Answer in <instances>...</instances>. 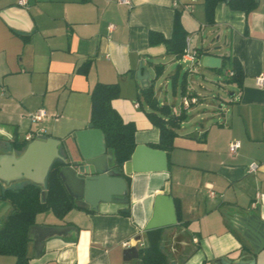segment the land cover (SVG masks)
Here are the masks:
<instances>
[{"label":"crops","instance_id":"obj_1","mask_svg":"<svg viewBox=\"0 0 264 264\" xmlns=\"http://www.w3.org/2000/svg\"><path fill=\"white\" fill-rule=\"evenodd\" d=\"M177 1L179 8L172 0H130V6L117 0H26L25 6L0 0V164L22 153L14 139L25 142L26 134L40 130L64 140L77 157L75 134L90 124V91L96 83L119 86L111 106L123 122L134 124L137 146L155 149L159 131L138 99L141 65L158 103L186 116L165 153L167 170L130 175L128 203H102L92 213L75 209L63 220L39 215L36 226L67 230L41 244L33 234L28 264H135L123 261V250L146 245L145 226L160 194L173 199L177 218L176 225L162 228V249L171 264H264V248L255 252L249 241L264 239V88L256 85L264 75V0H257L248 15L219 3L214 26L205 23L203 0L191 11L183 8L190 0ZM176 13L192 51L238 60L241 88L218 72L221 59L219 69L202 70L207 83H199L198 91L189 92L188 81L185 95L179 88L177 106L168 102L167 92L159 97L156 81L171 77L180 61L167 55L164 45H149L148 36L156 32L169 39ZM86 62L87 74L77 73ZM200 68L198 63L193 71ZM177 90L176 79L174 96ZM186 97L197 103L183 107ZM38 110L46 117L32 122ZM232 141L240 143L234 156L228 152ZM86 144L92 148L90 140ZM252 163L258 168L249 173ZM27 184L34 183L0 178V193ZM10 213V205L0 200V227ZM236 215L249 217L245 236L232 226ZM0 264H16V258L0 255Z\"/></svg>","mask_w":264,"mask_h":264},{"label":"trees","instance_id":"obj_2","mask_svg":"<svg viewBox=\"0 0 264 264\" xmlns=\"http://www.w3.org/2000/svg\"><path fill=\"white\" fill-rule=\"evenodd\" d=\"M226 3L233 11L242 12L245 15L253 12L257 7V0H203L205 23L208 26L215 25V8L219 3ZM188 34L182 28L179 21V14L176 13L172 36L166 39L161 34L150 32L148 36L149 45L162 44L166 48L167 55L173 56L180 61ZM208 55L202 50L197 52V57ZM222 68L226 66L232 69L234 76L228 82L241 88L244 79L242 66L235 58L229 55L221 56ZM90 62L77 69V73L86 75ZM180 65H177L175 73L171 76L172 86L179 74ZM160 74V73H159ZM187 75L182 76L180 82L181 95L187 90ZM119 97V86L117 84L105 85L96 83L90 91V117L89 122L95 129L101 131L105 148L112 151L117 165L127 163L137 144L135 143V126L132 123H125L119 114L111 106V102ZM140 99L148 108L146 116L151 124L159 131L158 144L152 146L156 150L169 153L173 148V140L177 136L176 130L179 124L186 118L184 113L175 115L168 105H160L155 98L153 86L142 88L139 92ZM16 151H23L25 142L12 141ZM61 164L55 162L47 175L45 188L42 189L34 184H27L18 189H5L0 193V200L7 202L11 207V213L0 227V255L13 256L16 264H28L27 249L29 242L30 228L37 225V217L41 214H51L58 220L72 210L78 209L74 199L67 193L59 178ZM127 185L129 178H126ZM45 197L42 198V192ZM92 213L93 211H86ZM124 215H127L124 213ZM146 245L138 248L140 264H171L167 253L162 249L163 229L149 230L145 232Z\"/></svg>","mask_w":264,"mask_h":264},{"label":"water","instance_id":"obj_3","mask_svg":"<svg viewBox=\"0 0 264 264\" xmlns=\"http://www.w3.org/2000/svg\"><path fill=\"white\" fill-rule=\"evenodd\" d=\"M229 2L230 0H225ZM203 69L216 70L221 67V59L213 55L200 57ZM136 78L143 88L152 84L150 75L142 72V65ZM78 156L74 157L64 140L40 136L29 142L19 156H13L8 162L0 164V178L4 180H29L34 185L45 188V181L51 166L61 164L59 178L67 193L74 199L75 206L84 211H97L100 204L129 201L126 178L132 174L158 173L167 170L166 154L146 146H137L127 163L117 165L112 151L105 148L100 130L88 124L87 129L75 134ZM92 142L89 148L87 141ZM63 148V154L60 152ZM46 192H42V198ZM248 216H231L233 228L245 236ZM177 224L173 199L167 194L155 197L153 213L145 226V232L162 229ZM67 228L34 226L29 230V237L38 235L39 244L49 236L61 235ZM253 240V241H252ZM249 239L255 252L264 248V239ZM124 262L140 264L138 249L129 247L123 250Z\"/></svg>","mask_w":264,"mask_h":264},{"label":"built area","instance_id":"obj_4","mask_svg":"<svg viewBox=\"0 0 264 264\" xmlns=\"http://www.w3.org/2000/svg\"><path fill=\"white\" fill-rule=\"evenodd\" d=\"M196 0H190L189 4H186L185 6H183L184 9L186 10H192V7L194 5ZM18 5L19 6H25L26 5V0H17ZM117 3L120 5H124V6H130V0H117ZM172 5L174 8H179V3L177 0H172ZM109 30L113 29V26H109L108 28ZM200 57H197V52L192 51L189 47V40H186V47L184 49L183 52V56L180 60L181 63L186 64H191V65H197L199 63ZM225 76L227 77V79H231L234 76V72L232 71V69H228L226 71ZM256 85L259 88H264V75L256 78ZM197 103V100L193 97H186L183 98L182 100V106L185 108H189L190 106L194 105ZM137 107V105H136ZM46 117V113L44 110H38L36 111L34 114H31L30 116V120L32 122L35 123H39L42 122L43 119ZM43 135V131L40 130L37 133H29L26 134L24 141L25 142H31L33 140H35L36 138L40 137ZM240 149V143L237 141H232L229 143L228 145V152L231 156H234L237 154L238 150ZM258 165L256 163H252L249 167H248V172L249 173H253L257 170ZM193 243H197L196 239L193 240ZM144 246L142 244L139 245L138 248H143ZM129 248V247H127Z\"/></svg>","mask_w":264,"mask_h":264},{"label":"rangeland","instance_id":"obj_5","mask_svg":"<svg viewBox=\"0 0 264 264\" xmlns=\"http://www.w3.org/2000/svg\"><path fill=\"white\" fill-rule=\"evenodd\" d=\"M177 65H180V69H179V74H178V77H177L178 90H177L175 96H174V94L172 92V89H173L172 79L168 75H164L161 79H158L156 81V83H155V86H154L155 87V91L159 95V97H164L166 95L165 92H167L168 93V98H167L168 102L171 103V104L173 103L176 106L180 102L179 88H180V82H181L182 76L184 74L187 75V77H186L187 81H188V83L190 84V86L192 88V89H190L189 92H192L193 89H194V91H198L200 89L198 87L199 83H207L202 77V74L204 72L202 70H204V69L200 68V69H197V70L193 71L194 68L196 69V65H191V64H186L185 65L184 63H180V62ZM183 65H185L184 68L182 67ZM175 69H176V66L174 67L173 72L175 71ZM224 72H225V70H222L220 72L222 74L223 78L225 77V75H223ZM215 78H217V76Z\"/></svg>","mask_w":264,"mask_h":264}]
</instances>
